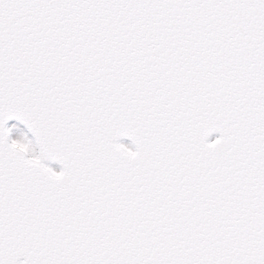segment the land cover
<instances>
[{
	"label": "water",
	"instance_id": "1",
	"mask_svg": "<svg viewBox=\"0 0 264 264\" xmlns=\"http://www.w3.org/2000/svg\"><path fill=\"white\" fill-rule=\"evenodd\" d=\"M0 264H264V0H0Z\"/></svg>",
	"mask_w": 264,
	"mask_h": 264
},
{
	"label": "rangeland",
	"instance_id": "2",
	"mask_svg": "<svg viewBox=\"0 0 264 264\" xmlns=\"http://www.w3.org/2000/svg\"><path fill=\"white\" fill-rule=\"evenodd\" d=\"M9 130L13 143L25 148V150L31 155L35 153L34 145L31 139L26 135L20 126L12 124L10 125ZM51 168L55 170V167Z\"/></svg>",
	"mask_w": 264,
	"mask_h": 264
}]
</instances>
